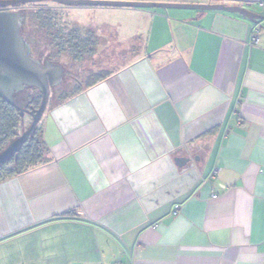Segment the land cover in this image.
I'll list each match as a JSON object with an SVG mask.
<instances>
[{
    "label": "crops",
    "instance_id": "0c3cea01",
    "mask_svg": "<svg viewBox=\"0 0 264 264\" xmlns=\"http://www.w3.org/2000/svg\"><path fill=\"white\" fill-rule=\"evenodd\" d=\"M91 1L257 17L60 6L118 65L48 104L44 163L0 184V264H264V0Z\"/></svg>",
    "mask_w": 264,
    "mask_h": 264
},
{
    "label": "water",
    "instance_id": "95a60500",
    "mask_svg": "<svg viewBox=\"0 0 264 264\" xmlns=\"http://www.w3.org/2000/svg\"><path fill=\"white\" fill-rule=\"evenodd\" d=\"M54 3L67 8L105 7V8H135V9H193L199 11H227L239 13L253 21L257 15L239 7L223 5H186L157 4L144 2H110L91 0H0V97L9 105L17 108L20 118L26 115L32 118L27 131L14 139L0 153V168L16 158L23 146L36 132L39 123L47 109L50 88L58 85L64 76L63 68L58 64H42L32 57L29 44L21 34L25 16L12 10L14 7ZM28 88H36L42 96L41 105L36 109H22L15 103V96Z\"/></svg>",
    "mask_w": 264,
    "mask_h": 264
},
{
    "label": "rangeland",
    "instance_id": "374dc122",
    "mask_svg": "<svg viewBox=\"0 0 264 264\" xmlns=\"http://www.w3.org/2000/svg\"><path fill=\"white\" fill-rule=\"evenodd\" d=\"M18 7H21L24 10V13L26 14L25 23L23 25L25 26L23 35L26 37V42L32 46L33 51H35V53H38V55H40V53H43L45 50H52L54 49V47L57 48L58 45L65 46L67 41V39L65 38H68V35L69 37H71V39H74V37L78 36L83 40L92 39L93 42H95L96 40L94 34L91 31L83 28H77L70 24L67 21V10L63 9L57 4L39 3L22 5ZM15 10L16 9H14V11ZM107 22L108 24L110 23L109 21ZM107 26L108 25H106V28ZM101 31L102 33H108V30L106 31L104 28H102ZM63 39H65V41H62ZM107 46L108 45L97 47V45H95V54L90 55L87 58H83L85 60L81 58L82 60H77V62L76 60H74V57L73 59H69V57H64L63 59H60L57 55L61 54L54 53L55 60L57 62L60 61L58 65H60L65 71V77L62 80V87L58 89L55 87L56 90L51 89L48 101V104L50 106L56 101H58L60 98H63L64 96H67L71 93L80 90V86H83L86 83L88 84L93 81L94 78H90L91 75H103L107 73V71L112 70L113 68H115L116 65H118L114 64V62L110 63L105 60L113 58L111 53L109 54L107 53V51L104 52V49L108 48ZM39 96H41V94L38 89L29 88L26 89L23 93L17 94L15 96V103H17L22 109H27L28 105L31 103V100ZM31 123L32 118L29 115H26L22 119V122L19 124V127L17 129V135L20 136L25 131H27ZM38 129H40L42 132L41 122L38 125ZM11 254L12 252H10V255ZM3 257H8L10 259L9 262H11L12 258V262H14L16 256L4 255Z\"/></svg>",
    "mask_w": 264,
    "mask_h": 264
},
{
    "label": "trees",
    "instance_id": "16d2710c",
    "mask_svg": "<svg viewBox=\"0 0 264 264\" xmlns=\"http://www.w3.org/2000/svg\"><path fill=\"white\" fill-rule=\"evenodd\" d=\"M67 37L68 38H65L67 39L65 46L61 43L63 46L56 45L57 48L54 47L53 50H56L58 53L68 51L70 55L75 58V60H80L81 58L83 59L84 57L93 55L95 42H93L92 39L83 40L78 36L71 39L69 35ZM65 39L62 41H65ZM101 75L102 74L91 75L90 78H94L91 83H95ZM82 87L83 86H80V88ZM67 97L68 95L60 98L59 101H63L64 99H67ZM41 102L42 96L33 98L27 109H30L31 107L37 109L41 105ZM21 122L22 119L20 118L19 110L9 105L0 97V153L18 137L17 129ZM46 152L47 149L42 138V132L37 128L34 135L23 146L16 158L12 159L0 168V184L43 164ZM66 216L69 215L67 214Z\"/></svg>",
    "mask_w": 264,
    "mask_h": 264
},
{
    "label": "flooded vegetation",
    "instance_id": "af4514ba",
    "mask_svg": "<svg viewBox=\"0 0 264 264\" xmlns=\"http://www.w3.org/2000/svg\"><path fill=\"white\" fill-rule=\"evenodd\" d=\"M60 6V5H59ZM14 9H16L15 10V12H20V13H22L24 16H25V19H26V14L24 13V10L21 8V7H18V8H13L12 10H14ZM25 23V22H24ZM24 29H25V26H23V28L21 29V34H22V36L24 37V39H25V41H26V37L23 35V31H24ZM30 45V44H29ZM30 47H31V52H32V57L36 60V61H39V62H41L42 64H46V63H51L50 61H49V58L48 57H45V56H43V55H41V56H36L35 55V53H34V51H33V48H32V46L30 45ZM65 77V71H64V76H63V78ZM63 78H62V80H63ZM63 83H62V81L58 84V85H56V86H54V87H52V88H50V90L51 89H55V87L58 89V88H60V87H62L63 85H62ZM29 89V88H28ZM56 90V89H55ZM27 110H29V109H27Z\"/></svg>",
    "mask_w": 264,
    "mask_h": 264
},
{
    "label": "built area",
    "instance_id": "2783aa9c",
    "mask_svg": "<svg viewBox=\"0 0 264 264\" xmlns=\"http://www.w3.org/2000/svg\"><path fill=\"white\" fill-rule=\"evenodd\" d=\"M259 6H260V8L264 9V2L260 3ZM263 29H264V18L260 23L257 24V26L254 30L253 42L251 44L252 47H254L258 44V34ZM216 198H217V196H214V199H216ZM176 209L178 210L179 207H177Z\"/></svg>",
    "mask_w": 264,
    "mask_h": 264
}]
</instances>
